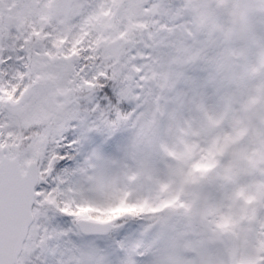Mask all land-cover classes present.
<instances>
[{
	"label": "snow or ice",
	"instance_id": "snow-or-ice-1",
	"mask_svg": "<svg viewBox=\"0 0 264 264\" xmlns=\"http://www.w3.org/2000/svg\"><path fill=\"white\" fill-rule=\"evenodd\" d=\"M207 35L191 0H0V264H264V194L161 103L231 79ZM161 153L168 177L137 195Z\"/></svg>",
	"mask_w": 264,
	"mask_h": 264
},
{
	"label": "rangeland",
	"instance_id": "rangeland-1",
	"mask_svg": "<svg viewBox=\"0 0 264 264\" xmlns=\"http://www.w3.org/2000/svg\"><path fill=\"white\" fill-rule=\"evenodd\" d=\"M191 2L197 5L199 26L208 33V49L214 51L217 44L234 49L231 79L217 81L195 96L177 95L169 91L161 97V103L167 106L176 127L181 122L194 125L202 141H219L221 146L230 147L232 178L240 179L250 192L264 194V186L257 181V177L264 171V70L258 73L253 71L264 60V18L251 12L252 7L264 5V0ZM242 7H247L249 11H242ZM180 63L186 67L175 73L176 79H180L184 72L202 80L208 78L207 64L195 65L187 61ZM168 76V73L163 74L165 80ZM213 119L217 123H213ZM164 127L161 147L170 145L179 149L180 137L175 128H169L167 123ZM228 133L231 135L228 136ZM168 174L169 166L161 153L158 161L143 172L136 194L153 195V186L166 179ZM192 191L206 193V206L208 195L214 190L209 186H199Z\"/></svg>",
	"mask_w": 264,
	"mask_h": 264
},
{
	"label": "water",
	"instance_id": "water-1",
	"mask_svg": "<svg viewBox=\"0 0 264 264\" xmlns=\"http://www.w3.org/2000/svg\"><path fill=\"white\" fill-rule=\"evenodd\" d=\"M214 130H217V127H214Z\"/></svg>",
	"mask_w": 264,
	"mask_h": 264
}]
</instances>
